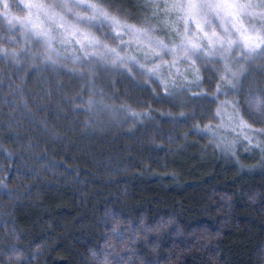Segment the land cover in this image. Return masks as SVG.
Instances as JSON below:
<instances>
[{
    "label": "trees",
    "instance_id": "obj_1",
    "mask_svg": "<svg viewBox=\"0 0 264 264\" xmlns=\"http://www.w3.org/2000/svg\"><path fill=\"white\" fill-rule=\"evenodd\" d=\"M250 80L264 90L261 73L252 71ZM96 87L114 93L117 108L122 101L151 105L153 119L90 120L80 103L89 99L88 87L70 70L57 75L0 64V249L14 244L25 257L35 256L31 264H91L88 249L103 244L105 229L97 225L107 209L163 224L150 233L160 256L170 257L161 264H264L261 157L241 144L235 158L225 156L194 134L197 125L215 126L204 111L216 105L191 92L156 103L155 85L137 87L116 77L98 79ZM245 99L246 93L237 96L242 104ZM13 226L23 236L19 242L10 234ZM193 228L200 229L195 237ZM193 239L189 250L169 254L173 241ZM109 250L116 256L125 251L115 239ZM142 255L156 258L150 249Z\"/></svg>",
    "mask_w": 264,
    "mask_h": 264
},
{
    "label": "snow or ice",
    "instance_id": "obj_2",
    "mask_svg": "<svg viewBox=\"0 0 264 264\" xmlns=\"http://www.w3.org/2000/svg\"><path fill=\"white\" fill-rule=\"evenodd\" d=\"M0 64H23L57 75L70 64L72 74L88 87L89 99L80 103L90 120L130 117L135 124L153 119L151 105L138 100L135 105L122 101L117 108L111 102L115 94L96 87V81L105 76L137 87L155 85L151 93L156 103L172 102L189 92L207 99L212 92L207 103L215 104L216 111L206 109L204 118L216 124L202 129L197 125L194 134L233 158L235 145L241 144L246 151L257 152L264 167V90L250 80L252 71L264 73V0H141L135 4L128 0H0ZM205 76L215 82L214 91H201ZM148 90L140 87L142 92ZM245 93L242 104L235 97ZM136 107L148 112H138ZM250 199L255 201L256 194ZM100 226L105 229L103 244L88 249L91 264H135V260L161 264L170 258L160 256V244L150 236L162 229L160 221L146 222L144 214L134 219L131 213L106 209ZM198 230L191 229V235L195 237ZM202 230L208 231L206 226ZM174 232L183 234L179 228ZM10 234L17 242L23 238L15 226ZM114 239L125 249L123 255L109 250ZM141 242L143 249L138 246ZM196 244L195 239L173 241L169 254ZM145 249L156 252V258L146 259ZM34 258L25 257L24 249L14 244L0 249V264H31Z\"/></svg>",
    "mask_w": 264,
    "mask_h": 264
},
{
    "label": "rangeland",
    "instance_id": "obj_3",
    "mask_svg": "<svg viewBox=\"0 0 264 264\" xmlns=\"http://www.w3.org/2000/svg\"><path fill=\"white\" fill-rule=\"evenodd\" d=\"M130 2L129 3H132V4H135V3H137V2H141V0H129ZM16 2L17 3H19V0H16ZM68 55L69 56H71L72 55V53L71 52H69L68 53ZM66 70H70V72H71V65L69 64V66L67 67V68H65ZM183 69H181V71H182ZM253 72H257V73H261L258 69H256V70H254ZM205 78H206V76H205ZM205 84L206 85H209V88H212L213 89V91H214V89H215V82L213 83V81H208V78H206L205 79ZM261 82H262V85H263V87H264V73H261ZM208 89V88H207ZM198 95H193L191 98H194L195 100L196 99H198ZM207 98H211V96H208ZM186 100H187V98H185ZM221 100H223L224 99V97L223 96H221V98H220ZM232 99V97H229V100H231ZM236 99H237V97H236ZM215 111H216V107H215V110H214V112L213 113H215ZM205 112V111H204ZM214 124H216V121H215V123ZM208 143H210V142H208ZM211 146H213L214 147V145H211ZM218 151H219V149H217Z\"/></svg>",
    "mask_w": 264,
    "mask_h": 264
}]
</instances>
